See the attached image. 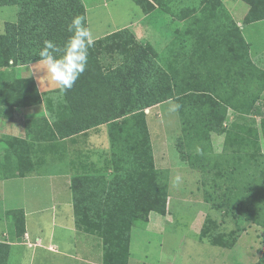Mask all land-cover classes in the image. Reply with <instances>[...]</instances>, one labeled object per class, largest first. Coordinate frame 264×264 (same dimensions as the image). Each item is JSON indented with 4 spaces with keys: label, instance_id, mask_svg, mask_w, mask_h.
Masks as SVG:
<instances>
[{
    "label": "trees",
    "instance_id": "obj_1",
    "mask_svg": "<svg viewBox=\"0 0 264 264\" xmlns=\"http://www.w3.org/2000/svg\"><path fill=\"white\" fill-rule=\"evenodd\" d=\"M132 1L143 13L154 7L149 0ZM154 1L164 12L175 15L169 5ZM242 1L249 7L243 23L264 19V0ZM214 3L222 5L220 0H201L198 6L188 9L195 11L200 8L204 18ZM1 5L16 6V21L6 22L4 32L0 34V67L7 66L10 60L13 65L39 60L37 53L43 46V40L51 39L62 44L70 36L67 26L72 17L83 15L86 18L82 0H0ZM219 27L227 30L225 33L234 47L231 49L227 43L226 47L230 48L219 53L220 59L224 60V55L227 61L234 57V67L224 70L226 76L209 82H192L190 79L193 63L198 59L195 56L200 52L189 51L187 60L180 66L183 68L167 72L153 61L155 52L152 46L136 40L127 27L95 40L89 50L87 67L73 87L63 93L56 89L62 95L59 100L48 99L46 94L42 98L43 94L31 76L11 78L0 70V116L10 118L15 107L43 101L47 115L41 120L47 131L39 124L38 129L43 130L39 138H63L106 124L111 176L83 174L71 179L75 226L100 236V264H128L131 219L147 221L148 212L152 210L165 213L167 174L166 170L162 171L154 164L146 108L169 99L175 100L179 105L181 135L187 142L191 140L194 126L187 108L195 99L209 112L206 121L201 123L206 132L223 131L221 124L227 107L238 114L263 116L258 100L264 90V71L250 59L249 44L232 19L229 24L224 22ZM113 52L120 60L104 64L100 57ZM201 59L206 67L208 57L202 55ZM27 126L26 122L25 129ZM257 135L250 130L246 139L241 138V154L237 160L230 158L233 161L222 162L231 165L228 174L222 172L224 178L213 177L203 181L206 186L204 200L211 202L212 207L233 222V228L226 235L211 234L209 228H203L201 237H210L212 244L232 246L245 230V224L250 222L264 227V178H254V173L250 174L252 177H236L238 170L251 168L255 171L264 166V151L261 152L264 132L261 139ZM27 138L0 137L3 146V151L0 150V177L22 176L31 171L33 163L28 154L30 141ZM227 140L225 138L224 148L229 143ZM187 157L190 167L201 169L191 153L188 152ZM221 165V162H215V166ZM249 183H258L257 191L256 187L246 191L243 186ZM6 216L10 217L12 236L21 238L25 232L23 211L8 210ZM111 219L115 221L113 224ZM9 249V244L0 241V264H8ZM254 264H264V251Z\"/></svg>",
    "mask_w": 264,
    "mask_h": 264
},
{
    "label": "rangeland",
    "instance_id": "obj_2",
    "mask_svg": "<svg viewBox=\"0 0 264 264\" xmlns=\"http://www.w3.org/2000/svg\"><path fill=\"white\" fill-rule=\"evenodd\" d=\"M239 2L240 4H243L242 1ZM165 4L169 5L168 3ZM128 6H133L135 9L139 10V7L132 0H97L95 4L91 6L89 5L87 8L86 20L88 19L89 28L93 29L97 26L100 17L102 15H107V13H112L114 20L120 22L124 18L132 17L133 12L128 9ZM172 12L177 15L173 10ZM195 12V15L190 18L189 25L182 28V30H220L219 26L221 23L225 22L226 24H229V21H231L228 12L222 5L220 7L216 3L211 5L209 11L206 13L207 16L204 18L201 16L204 12H202L200 8L197 7ZM162 16L163 18H161L160 21H158V18L154 20L156 26L162 27L165 24V30H176L175 26L178 22L173 19V15L168 13L167 15L163 14ZM199 18H201V20ZM179 29L180 28L177 30ZM221 30H224V28L222 27ZM244 30H255L254 32H256V34L260 30L264 33V21L245 25ZM91 31L92 33L94 32V30ZM262 37H264V35ZM231 41L232 40H229L227 35V38H225V48L223 49L224 53L227 52L230 47L231 49L234 48L231 46ZM227 43H230V47H226ZM257 46L259 48L263 47L264 43H259ZM151 48L155 52L152 56L154 58L153 61H156L161 68L167 72L177 68H183L180 66L187 60L186 58L181 64L176 65L175 54L173 52H158L154 47ZM239 50L240 47L238 48V52ZM221 52L222 50L211 52L212 55L219 57L218 59L211 58L209 52H200L198 54V59L193 63L194 69L191 70V81H212L210 75L212 76L213 73L214 76H216L215 79H221L226 76L227 74L224 70L228 67H234V64H232L234 63V57L227 61L226 55H224V60H221V57L219 56V53L222 54ZM248 53L252 62L264 71V65L260 67L255 62V60L261 58L264 61V52L260 53L258 50L250 51L249 48ZM202 55L208 57L209 62L206 67L201 63ZM251 55L254 56L253 59L251 58ZM100 58L104 64L107 62L117 63L120 60L116 52L109 55H102ZM210 61L215 64L213 67L209 66ZM25 71H29V68H25L19 72L23 73ZM40 72L41 71H38L37 73L39 74ZM222 73L224 74L222 75ZM258 104L261 105L263 111L262 117L251 113L238 114L232 108L227 107L225 118L221 124L223 131L206 132L203 130L201 123L206 121L209 112L204 104L195 99L194 103H191L187 108V114L191 116V121L194 124L192 137L189 142H187V140L181 135L178 110H173L174 106L177 105L175 100L169 99L145 109V116L147 113L149 116L156 111V119H151L152 122L150 123L151 139L153 140L154 148V164L160 170H166L167 174L165 213L159 214L152 210L148 212L147 221L139 218L131 219L129 231V264H254L257 261L264 251V227L261 225L252 222L245 224V230L238 235L236 241L230 247L212 244L210 237H201V234L203 228H209L211 234L226 235L233 228V222L229 217H226V215L224 216L217 208L212 207L211 202L204 200L206 186H204L203 181L213 177L224 178L222 172L228 174L231 170V165L228 163L225 165L222 164L220 167L215 166V162H211V160H214L215 158L214 155L210 154L212 155L210 156L204 152L207 149V140L210 138L209 135L220 134L221 136L219 135L215 137V141L218 142L222 141V135H224L223 139L225 140L226 138L229 143H232V141L238 136H240V139H246L251 130L255 133V136L258 134L257 136L261 139L264 132V90L261 92ZM160 113H162L161 119L163 120V123L160 121ZM263 151L264 148H262L261 152ZM188 152L191 153L192 158L198 163L201 169L190 167L188 165L186 160L188 158ZM201 152L203 153L201 154ZM108 167H110L109 164ZM216 168H224L225 171L213 170ZM107 170V167L100 170L102 173L98 172L96 174L97 177L111 176V171L108 176L107 174L105 175ZM211 170H213V172ZM252 173H254V178H258L259 176L264 178V166H260L259 170L255 171H252L251 168L238 170L239 175L236 174V177H252L250 175ZM177 175L181 177L178 183L174 182V178ZM243 187L246 191L256 187L255 190L257 191L258 183L244 184ZM241 191L243 190L241 189ZM88 213L91 215V212ZM7 218L10 220V217ZM111 220L113 224L115 221H113V219ZM39 227L40 225L35 218L30 219L28 217V231L33 232L35 230L36 232L43 230V238H49L50 234L54 232L53 241L58 245L59 252L51 255L52 258L53 256L56 257L50 260L52 263H57L55 262V259L57 258L68 259L69 257H72V259H69L72 262L76 257L81 258L78 257L79 254L72 246L67 243L65 245L59 242L58 234L56 233L58 227H53L52 224H50L49 215L45 218V223L42 226L43 228ZM8 230L10 234L14 233L11 226ZM77 230L87 233L81 229ZM91 235H94L96 240L101 239L100 236L95 234ZM12 237L14 238V236ZM68 237L72 240V233H69ZM14 239L19 244L17 246L22 258L24 257V259L21 258L22 261L20 264H29V261L30 263L33 262L34 260H31V251L42 247L46 248L48 246L43 245L35 247L34 249L31 247L28 248L21 243L22 239L20 237ZM209 251L216 253L212 260H207L206 255H202V253H207ZM9 260L8 264H17L14 257ZM49 263V261L43 262L42 260H37L35 264Z\"/></svg>",
    "mask_w": 264,
    "mask_h": 264
},
{
    "label": "crops",
    "instance_id": "obj_3",
    "mask_svg": "<svg viewBox=\"0 0 264 264\" xmlns=\"http://www.w3.org/2000/svg\"><path fill=\"white\" fill-rule=\"evenodd\" d=\"M97 0H82L87 16V8L90 5L96 3ZM153 5V9L148 13H143L141 9H135L133 6H128V9L133 12L132 17L124 18L121 22L115 21L112 13L102 15L99 19L98 25L93 29L94 39L103 37L118 29L127 27L134 34L135 38L142 42L148 43L154 47L158 52H169L175 54V64H181L187 57L186 54L189 51L196 50L197 52H209V56L213 59H218L211 52H217L225 48V38L227 35L226 30H186L184 27L189 25L190 18L195 15V11L189 10L192 6H198L200 0H159L162 4L168 3L171 9L177 13L173 16L178 23L175 26L176 30H165V24L162 27L156 26L154 20L158 18V21L163 18L164 12L154 0H149ZM223 8L228 12L229 18L232 19L236 25L240 28V31L249 44L250 51L264 52V46L258 47L257 44L264 43V33L260 30L256 34L255 30H244L245 25L259 23L264 19L254 21L248 24L243 23L244 16L246 15L249 7L242 1L240 4L238 0H220ZM191 6V7H190ZM110 12V11H109ZM163 13V14H162ZM16 21V6L15 5H1L0 6V34L4 32L6 22ZM166 23V22H165ZM87 27H89L87 19ZM180 28L179 30H177ZM257 31V30H256ZM264 31V30H263ZM195 57H198L197 55ZM254 56L251 55L253 59ZM261 58V57H260ZM196 60V59H195ZM39 60L31 61L26 64L13 65L10 60L9 64L4 67H0V70L5 71L11 78L29 77L31 76L38 88L40 94L51 100H59L62 95L57 92V86L51 80L47 84L39 82L37 77L43 76L41 71L30 72L33 65ZM195 62V61H194ZM255 62L262 67L264 61L261 59L255 60ZM215 64L210 61L211 67ZM29 68V71L20 73V70ZM224 73H222L223 75ZM211 79H215L216 76H211ZM218 79V78H217ZM239 87V85H238ZM239 93V90H238ZM6 112H3L4 114ZM156 111L148 116L146 114V123L150 133V140L153 149V140L151 139V127L150 123L155 120ZM46 107L44 102H40L35 105H27L23 107H15L10 118L0 116V137L10 136L30 141L29 156L32 160L33 166L29 173L22 176H12L2 178L0 177V241L9 244V259H16L17 264H20L22 258L18 242L9 233L10 220L6 216V212L12 209H21L24 213V226L25 232H28L32 238H39L42 245H54L57 250L49 251L45 247L33 250L31 260L33 262L29 264H35L37 260L43 262L49 261V264H100L102 261V245L101 239L96 240L94 235L80 232L75 226V216L73 210L71 179L75 175L83 174H97L107 167L105 175H109L110 169L108 167L110 154V145L108 141L106 124H100L95 127L86 129L79 133L69 135L63 138L57 139H41L38 136L43 130L47 129L41 117H46ZM153 115V117H152ZM162 113H160V121ZM40 118V119H39ZM34 119L35 121H31ZM39 119V120H38ZM157 121V120H156ZM27 122V129L25 125ZM35 123V126L34 124ZM161 123V124H162ZM39 124L44 127L42 131L38 129ZM159 124V123H157ZM26 130L29 134L26 135ZM47 135V134H46ZM215 135V136H214ZM220 134L209 135L207 140V149L204 151L208 155H214V160L211 162H224L236 161L239 157L242 142L240 136H238L232 143L227 144V148H223L224 135H222V141H215V137ZM221 136V135H220ZM3 146L0 144V150ZM3 151V150H2ZM16 152L13 151V154ZM203 152H201L202 154ZM2 154H0V161L2 160ZM210 155V156H212ZM155 157V156H154ZM232 158L233 160H231ZM220 167V166H217ZM213 170L225 171L224 168H216ZM213 170H211L213 172ZM50 216V224L53 227H58L57 234L60 243L66 245L69 244L80 255L72 262L68 259L57 258V263H52L50 260L56 258L53 253H58V245L54 243V232H52L49 238H43V230L33 232L28 231L27 219H36L39 228H43L45 218ZM46 226V225H45ZM72 233V240L68 235ZM39 247V246H38ZM214 252L202 253L206 255L207 260H212ZM22 258V259H21ZM221 258V257H220ZM8 259V261H10ZM20 260V261H19ZM79 261V262H77ZM25 262V261H24ZM24 264V263H23ZM129 264V261H128Z\"/></svg>",
    "mask_w": 264,
    "mask_h": 264
},
{
    "label": "clouds",
    "instance_id": "obj_4",
    "mask_svg": "<svg viewBox=\"0 0 264 264\" xmlns=\"http://www.w3.org/2000/svg\"><path fill=\"white\" fill-rule=\"evenodd\" d=\"M67 31L70 36L62 44L51 39L43 40V46L37 53L40 59L30 71H43L44 75L37 77L40 84H47L51 80L62 93L70 90L84 73L89 50L95 44L93 33L86 26V18L83 15L73 16ZM178 108L177 104L173 110ZM180 179L177 175L174 182L178 183Z\"/></svg>",
    "mask_w": 264,
    "mask_h": 264
},
{
    "label": "built area",
    "instance_id": "obj_5",
    "mask_svg": "<svg viewBox=\"0 0 264 264\" xmlns=\"http://www.w3.org/2000/svg\"><path fill=\"white\" fill-rule=\"evenodd\" d=\"M22 244H24L28 248H35L38 246H43L41 243V240L39 238H32L27 232H24V234L21 237ZM46 248H48L51 251H56L57 248L55 246L48 245Z\"/></svg>",
    "mask_w": 264,
    "mask_h": 264
}]
</instances>
